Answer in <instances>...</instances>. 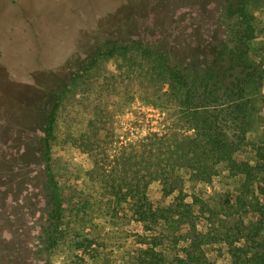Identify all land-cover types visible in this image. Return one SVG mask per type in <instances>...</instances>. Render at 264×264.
<instances>
[{"label": "trees", "instance_id": "obj_1", "mask_svg": "<svg viewBox=\"0 0 264 264\" xmlns=\"http://www.w3.org/2000/svg\"><path fill=\"white\" fill-rule=\"evenodd\" d=\"M218 2L220 8L213 14L219 32L208 40L198 26L188 24L195 42L185 46L186 56L171 40L128 38L110 44L89 62L85 71L100 57L114 61L116 83L130 85V89L141 84L142 90L133 91L131 100L138 97L161 110L166 114L165 126L161 132L122 144L118 126L113 125L114 111L98 107L78 138L79 151L92 167L74 184L61 183L68 169L60 162L61 150H53L58 110L71 86L56 92V104L43 121L40 137L29 140L36 152L17 160L20 173L30 164L33 180H41L39 175L44 173L33 190L29 210L23 212L38 260L66 246L71 254H81L73 264H88L86 257L92 264H213L207 248L222 242L231 264H264V204L258 200L264 196V142L256 149L254 164L246 156L250 134L264 124L255 107L264 69L250 58V45L257 37L248 11L250 0ZM224 172L241 179L240 193L229 203L226 215L252 211L257 220L204 233L194 210L197 199L185 189L190 183H211ZM153 182L161 185L165 197L173 196L169 207H155L150 201L147 192ZM79 184L91 187L79 189ZM190 196L191 203L187 202ZM40 199L46 203H39ZM121 213L131 214L143 234L135 236V246L127 252L117 249L112 259L105 244L98 242V234ZM215 225L210 221V227ZM92 230L97 236L92 237ZM69 233L75 240H67ZM182 242L185 245L179 248Z\"/></svg>", "mask_w": 264, "mask_h": 264}, {"label": "rangeland", "instance_id": "obj_2", "mask_svg": "<svg viewBox=\"0 0 264 264\" xmlns=\"http://www.w3.org/2000/svg\"><path fill=\"white\" fill-rule=\"evenodd\" d=\"M219 8L218 0H0V264H73L76 257H81L79 252L71 254L66 246H60L53 255L46 252L38 260L23 214L29 210L33 190L41 184L44 173L39 175L41 180L35 177V182L29 174L30 164L25 173H20L17 160L36 152L29 140L40 137L43 121L56 104V92L71 86V93L58 110V139L53 150H61L60 162L68 169L61 183L74 184L92 167L79 151L78 138L98 107L114 111L113 125L118 126L122 144L161 132L165 126L166 114L161 110L145 105L138 97L131 100L133 91L142 90L141 84L130 89V85L116 83L118 67L114 61L100 57L91 70L85 71L89 62L110 44L129 39L171 40L186 56L185 46L195 42L188 24L198 26L203 37L211 40L220 29L213 14ZM248 11L257 30L250 58L264 69V0H250ZM72 80L77 82L73 84ZM255 107L257 115L264 118V83ZM263 142L264 124L247 140L246 156L251 164L256 162V149ZM41 168L37 167L38 171ZM240 182L224 172L211 183L187 184L185 191L198 202L194 210L200 230L206 233L212 228L214 233L225 225L257 220L252 211L226 215L229 203L233 204L240 193ZM79 185V189L91 187ZM147 194L155 207L172 204L173 196L165 197L158 182L149 186ZM193 200L187 198L189 203ZM258 200L264 204V196ZM124 216L121 213L114 221L110 219L113 223L98 234V242L105 244L104 250L112 259L117 249L127 252L135 246V236L143 234L131 214ZM210 221L216 225L210 227ZM77 225L78 230L82 224ZM86 232H90L88 227ZM91 233L97 236L96 231ZM67 240H75L73 233ZM184 245L180 243L179 248ZM207 251L213 264H231L225 243H215ZM85 261L92 264L88 257Z\"/></svg>", "mask_w": 264, "mask_h": 264}]
</instances>
